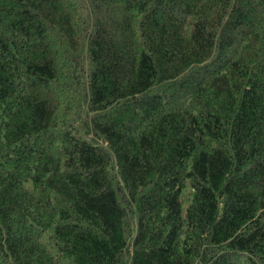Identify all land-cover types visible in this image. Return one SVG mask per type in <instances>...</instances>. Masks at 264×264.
Returning <instances> with one entry per match:
<instances>
[{"label": "trees", "instance_id": "1", "mask_svg": "<svg viewBox=\"0 0 264 264\" xmlns=\"http://www.w3.org/2000/svg\"><path fill=\"white\" fill-rule=\"evenodd\" d=\"M0 264H264V0H0Z\"/></svg>", "mask_w": 264, "mask_h": 264}]
</instances>
